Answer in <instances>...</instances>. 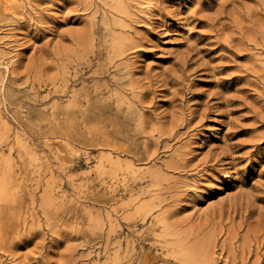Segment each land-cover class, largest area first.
I'll use <instances>...</instances> for the list:
<instances>
[{"label":"rangeland","instance_id":"1","mask_svg":"<svg viewBox=\"0 0 264 264\" xmlns=\"http://www.w3.org/2000/svg\"><path fill=\"white\" fill-rule=\"evenodd\" d=\"M0 216V264H264V0H0Z\"/></svg>","mask_w":264,"mask_h":264},{"label":"bare ground","instance_id":"2","mask_svg":"<svg viewBox=\"0 0 264 264\" xmlns=\"http://www.w3.org/2000/svg\"><path fill=\"white\" fill-rule=\"evenodd\" d=\"M122 46L120 45V48ZM101 93V92H100ZM102 94V93H101ZM104 108L98 110V111H94L93 113H89V112H86L87 114V118L88 120L91 119L92 121L94 120H97L99 122V124H103L102 126L105 125V120L103 119V116L105 115V112L103 110ZM87 110V109H86ZM89 113V114H88ZM70 114V113H69ZM84 117V116H83ZM69 118V117H68ZM67 119V118H66ZM107 119V118H106ZM91 121V122H92ZM89 123V122H88ZM87 124V123H86ZM90 124V123H89ZM88 124V125H89ZM118 133H121V131L119 129H113L112 131H109V130H105V131H102V134L105 138H107L108 136L112 135V134H118ZM3 177V176H1ZM14 178V177H12ZM2 183V181H1ZM6 183V182H5ZM6 196V195H5ZM14 213V212H12ZM2 219V216H0ZM2 221V220H1ZM145 239L149 240L150 238L149 237H146ZM159 243H162L161 239L158 240ZM177 244H178V241L176 240ZM180 242H182V240L179 241V244ZM184 243V242H183ZM182 243V244H183ZM200 243V242H199ZM203 243V242H202ZM178 244V245H179ZM178 245H176V248H169L167 246H160V249L162 251V254L164 252H166L165 255H159V254H156V255H151L150 252L151 251H148L145 255H141L137 258L136 256H130V257H121L119 255H117V253H115V255L110 258L108 255L107 256V260L108 259H111V262L113 264H155L158 260H161L162 262H164V264H167V261L168 259L175 253L178 251V249H180L179 247H181V245L178 247ZM184 246V245H183ZM203 245L201 244H196L195 246H192L191 248H189L186 252V249L183 251V254L180 256L178 255L179 258H176L175 259L178 261L176 262L177 264H200V256H199V253L201 248H202ZM154 248V247H153ZM152 248V249H153ZM157 248V247H155ZM182 248V247H181ZM110 251V250H109ZM186 252V253H184ZM178 254V253H177ZM202 258V256H201Z\"/></svg>","mask_w":264,"mask_h":264}]
</instances>
